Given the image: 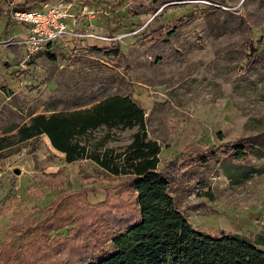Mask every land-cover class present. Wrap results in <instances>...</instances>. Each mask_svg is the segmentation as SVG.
<instances>
[{"label":"rangeland","instance_id":"374dc122","mask_svg":"<svg viewBox=\"0 0 264 264\" xmlns=\"http://www.w3.org/2000/svg\"><path fill=\"white\" fill-rule=\"evenodd\" d=\"M25 2L29 10L69 7L67 35L31 54L11 14ZM260 44L264 0H0V264L73 263L120 231L114 218H128L135 205L125 178L89 159L67 163L46 136H18L37 115L116 95L144 110L161 168L174 160L173 195L192 226L257 238L264 231ZM116 47L122 56L109 55ZM135 132L101 127L82 142L90 151H123ZM236 141L262 154L232 163Z\"/></svg>","mask_w":264,"mask_h":264},{"label":"trees","instance_id":"16d2710c","mask_svg":"<svg viewBox=\"0 0 264 264\" xmlns=\"http://www.w3.org/2000/svg\"><path fill=\"white\" fill-rule=\"evenodd\" d=\"M15 6L31 7L28 2ZM102 50L91 49L93 53ZM257 51L256 48L255 55ZM108 53L123 55L120 47ZM101 127L136 132L123 151H90L82 138ZM18 136L20 142L46 136L52 147L65 155L67 163L92 160L108 175L125 178L134 191L132 213L122 220L119 216L114 218L120 231L96 245L95 250L76 257L73 263L66 260L63 264H264V231L257 238L224 232L206 234L195 229L184 216L172 191L169 165L174 160L161 168L162 148L149 138L145 112L132 97L110 96L90 108L49 117L37 115L19 130ZM230 150L232 163L262 154L261 149L246 141L234 142ZM208 162L203 158L202 166Z\"/></svg>","mask_w":264,"mask_h":264},{"label":"built area","instance_id":"2783aa9c","mask_svg":"<svg viewBox=\"0 0 264 264\" xmlns=\"http://www.w3.org/2000/svg\"><path fill=\"white\" fill-rule=\"evenodd\" d=\"M69 10V7L60 3L42 10L12 8L11 14L14 22L26 26L21 36L22 43L31 54H35L67 35Z\"/></svg>","mask_w":264,"mask_h":264},{"label":"crops","instance_id":"0c3cea01","mask_svg":"<svg viewBox=\"0 0 264 264\" xmlns=\"http://www.w3.org/2000/svg\"><path fill=\"white\" fill-rule=\"evenodd\" d=\"M27 9H29V8H27ZM14 22V21H13ZM18 25H21L22 27H23V29H24V33H25V31H26V26L25 25H23V24H19V23H17ZM23 35V34H22Z\"/></svg>","mask_w":264,"mask_h":264},{"label":"water","instance_id":"95a60500","mask_svg":"<svg viewBox=\"0 0 264 264\" xmlns=\"http://www.w3.org/2000/svg\"><path fill=\"white\" fill-rule=\"evenodd\" d=\"M15 174L19 175L20 174V171L19 170H16L15 171Z\"/></svg>","mask_w":264,"mask_h":264}]
</instances>
